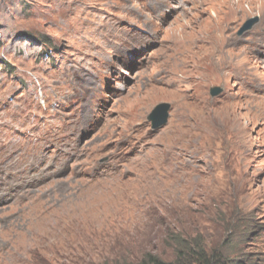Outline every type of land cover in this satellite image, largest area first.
I'll return each mask as SVG.
<instances>
[{"label":"rangeland","instance_id":"374dc122","mask_svg":"<svg viewBox=\"0 0 264 264\" xmlns=\"http://www.w3.org/2000/svg\"><path fill=\"white\" fill-rule=\"evenodd\" d=\"M248 52L253 80L208 76ZM263 108L264 0H0V264L172 260L175 234L264 264ZM119 173L155 193L104 220Z\"/></svg>","mask_w":264,"mask_h":264},{"label":"bare ground","instance_id":"6f19581e","mask_svg":"<svg viewBox=\"0 0 264 264\" xmlns=\"http://www.w3.org/2000/svg\"><path fill=\"white\" fill-rule=\"evenodd\" d=\"M230 29L231 28H228V29H227V27L225 28V30H230ZM250 48L251 47H248L249 50H250ZM249 53L250 52H248V55L246 57H238V58H231V57L226 58V56L220 54L219 58H218L219 61H217V62L210 61L209 62L208 67H207L208 68V72H207L208 76L214 77V78H220V79H228V78L234 77V78H238V79L245 78L248 80L251 78L253 80L254 75H253L252 70H254V68H253L254 62L250 56L251 54H249ZM185 61H187V59L182 61L181 66L184 64H187ZM170 78H171V80H169V81L173 80L172 82L184 81V79L175 78L174 74ZM255 84L259 87L258 83H255ZM261 113H263L262 116L264 117V108H263ZM80 121H82V120H80ZM171 134H172V136L170 135L169 137L167 136L168 134L166 136H164L165 139L168 137L167 140L172 142L171 143L172 145L170 144L171 146L167 147L170 150V152L175 150V148H176L175 145L177 142V139L175 138L174 133L172 132ZM145 158H146V156H144V158H142L141 160L142 161L144 160V163L147 166L148 162H149V158L148 157L146 159ZM20 168H21V166H20ZM25 172H27V171H25ZM110 176H112V175H110ZM106 182H110V180L106 179ZM152 183H153V188H154V185H156V183L153 181H152ZM152 183H151V185H152ZM148 186H149V179L147 177L131 178L129 180L123 181L121 178V173L116 174L111 179V186H110L111 194L107 196V197H111V204H112L113 208L110 210L103 209L101 213H98V212L97 213L101 217H103L104 220H107V218L110 215L114 216L115 214L122 213L126 209V208H123L124 202H126V203L130 202V197L132 196V195H127V192H128L127 189L133 187V192L131 194L139 196L141 198L146 193L148 195H152L153 189H152V193H151ZM103 188H105V187H103ZM94 192H96V191H94ZM106 203H107L106 198L98 199L97 201H95L93 203H83V204L81 203V206L79 208L72 211L73 212V219L79 221V217L84 218V221L82 224L90 225V223H87V220L92 216L91 213L95 212L93 210L96 207H98L100 204H106ZM124 207H126V206H124ZM98 208H100V207H98ZM103 219H102V221H104Z\"/></svg>","mask_w":264,"mask_h":264},{"label":"trees","instance_id":"16d2710c","mask_svg":"<svg viewBox=\"0 0 264 264\" xmlns=\"http://www.w3.org/2000/svg\"><path fill=\"white\" fill-rule=\"evenodd\" d=\"M174 258L165 260L153 253H146L138 262L128 264H246L245 261L232 257L230 239L225 243L228 251L219 248L208 249L200 236L186 237L179 234L171 236ZM127 264V263H126Z\"/></svg>","mask_w":264,"mask_h":264},{"label":"water","instance_id":"95a60500","mask_svg":"<svg viewBox=\"0 0 264 264\" xmlns=\"http://www.w3.org/2000/svg\"><path fill=\"white\" fill-rule=\"evenodd\" d=\"M253 22V20H249V22L246 24V27H250L251 23ZM221 91L220 87H215L212 90L213 94L219 93ZM168 109L169 106L167 104H158L154 109L153 112L151 114V117L154 119L155 121V127H161L164 124H166L167 120H168Z\"/></svg>","mask_w":264,"mask_h":264}]
</instances>
